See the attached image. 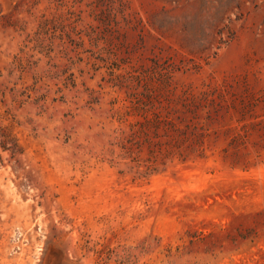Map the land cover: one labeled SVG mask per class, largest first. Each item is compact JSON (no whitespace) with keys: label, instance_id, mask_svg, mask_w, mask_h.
Segmentation results:
<instances>
[{"label":"rangeland","instance_id":"obj_1","mask_svg":"<svg viewBox=\"0 0 264 264\" xmlns=\"http://www.w3.org/2000/svg\"><path fill=\"white\" fill-rule=\"evenodd\" d=\"M0 264H264V0H0Z\"/></svg>","mask_w":264,"mask_h":264}]
</instances>
